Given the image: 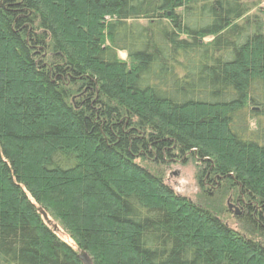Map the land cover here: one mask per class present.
<instances>
[{"label":"trees","instance_id":"16d2710c","mask_svg":"<svg viewBox=\"0 0 264 264\" xmlns=\"http://www.w3.org/2000/svg\"><path fill=\"white\" fill-rule=\"evenodd\" d=\"M178 160L200 163L202 199L156 168ZM80 251L264 264L259 0H0V264Z\"/></svg>","mask_w":264,"mask_h":264},{"label":"rangeland","instance_id":"374dc122","mask_svg":"<svg viewBox=\"0 0 264 264\" xmlns=\"http://www.w3.org/2000/svg\"><path fill=\"white\" fill-rule=\"evenodd\" d=\"M259 2L260 6L264 5V0H259ZM118 55L121 59L125 58L124 52H119ZM149 167L152 168V165H149ZM156 168L160 173L163 174L166 184L170 186L177 194L186 196L191 200H200L205 196V194L200 190V187L197 183V177L199 172L201 171L200 163H198L197 161L188 160L187 162L183 163L178 160L174 163L159 166ZM156 168L153 167V169ZM209 195L212 196L213 200L215 199V204L223 209L221 217L222 219H224L225 223L228 226L237 229L238 221L236 215L241 214V212L243 211L242 206L231 202L230 199H228L229 197L227 196L224 197L223 200H219V197L221 195L220 193H215L214 190L209 192ZM50 220L51 222L48 224L52 226L55 222L52 221L51 218ZM57 229L58 230H56V234L60 237V239L71 244V246H74L72 241L68 238L62 228L58 227Z\"/></svg>","mask_w":264,"mask_h":264},{"label":"water","instance_id":"95a60500","mask_svg":"<svg viewBox=\"0 0 264 264\" xmlns=\"http://www.w3.org/2000/svg\"><path fill=\"white\" fill-rule=\"evenodd\" d=\"M38 211L42 212V210L40 208H38ZM43 213V212H42ZM237 213V212H236ZM45 217V214H43ZM77 257L84 263V264H89L88 263V258L86 256V254L83 251H80L77 253Z\"/></svg>","mask_w":264,"mask_h":264}]
</instances>
